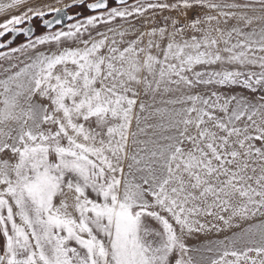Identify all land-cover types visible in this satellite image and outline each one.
I'll use <instances>...</instances> for the list:
<instances>
[{
    "label": "rangeland",
    "instance_id": "rangeland-1",
    "mask_svg": "<svg viewBox=\"0 0 264 264\" xmlns=\"http://www.w3.org/2000/svg\"><path fill=\"white\" fill-rule=\"evenodd\" d=\"M85 1L0 0L5 264H264V0Z\"/></svg>",
    "mask_w": 264,
    "mask_h": 264
},
{
    "label": "water",
    "instance_id": "water-1",
    "mask_svg": "<svg viewBox=\"0 0 264 264\" xmlns=\"http://www.w3.org/2000/svg\"><path fill=\"white\" fill-rule=\"evenodd\" d=\"M118 6H122L131 2V0H112ZM86 3V8L90 12L104 11L109 8V0H95V1H85L80 2L79 4ZM51 15L50 17H46ZM81 16V12L71 13L69 6L58 7L46 14H42L39 19H41V26L47 31H51L57 27H67L70 22ZM37 29L33 21L29 20L28 23L22 27H12L0 34V51L9 48L12 46L19 35H23L26 40L32 39L36 35ZM8 34H11L9 38L4 40V37ZM0 264H5V255L2 251V243L0 238Z\"/></svg>",
    "mask_w": 264,
    "mask_h": 264
},
{
    "label": "flooded vegetation",
    "instance_id": "flooded-vegetation-1",
    "mask_svg": "<svg viewBox=\"0 0 264 264\" xmlns=\"http://www.w3.org/2000/svg\"><path fill=\"white\" fill-rule=\"evenodd\" d=\"M91 1H95V0H89V2H91ZM83 5H84V7H86V3H84ZM83 5H82V6H83ZM70 12H71V13H76V12H73V11H70ZM77 12H79V11H77ZM50 16H51V15H47L46 17L48 18V17H50ZM38 21H39V23H41V19H38ZM10 36H11V34L6 35V36L4 37V40H6L7 38H9ZM22 36H23V35H19L18 38H19V37H22ZM18 38H17V39H18ZM16 41H17V40H16Z\"/></svg>",
    "mask_w": 264,
    "mask_h": 264
}]
</instances>
